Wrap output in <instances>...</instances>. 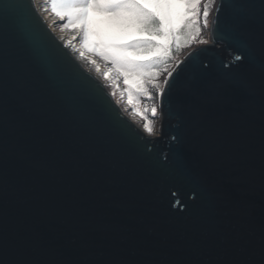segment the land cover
Instances as JSON below:
<instances>
[{
    "label": "water",
    "instance_id": "1",
    "mask_svg": "<svg viewBox=\"0 0 264 264\" xmlns=\"http://www.w3.org/2000/svg\"><path fill=\"white\" fill-rule=\"evenodd\" d=\"M222 4L152 136L0 0V264H264V0Z\"/></svg>",
    "mask_w": 264,
    "mask_h": 264
},
{
    "label": "snow or ice",
    "instance_id": "2",
    "mask_svg": "<svg viewBox=\"0 0 264 264\" xmlns=\"http://www.w3.org/2000/svg\"><path fill=\"white\" fill-rule=\"evenodd\" d=\"M51 6L57 16L67 18L65 27L79 31L83 49L111 61L112 70L128 86L130 104L134 98L138 102L140 96L151 98L150 88L159 93L166 91L155 82L156 65L168 57L172 41H179L183 28L195 27V34L199 36L201 11L204 28L208 27L210 11L208 0L203 3L202 0H51ZM213 6L220 9L222 0L221 5ZM13 7L21 9L23 15V5ZM234 59L239 61L243 56L237 55ZM104 75L107 78L109 72ZM172 75L168 72L169 77ZM165 83L169 81L166 79ZM134 111L144 115L147 109ZM151 114L157 115L155 106ZM143 126L149 133L153 131L149 122Z\"/></svg>",
    "mask_w": 264,
    "mask_h": 264
},
{
    "label": "rangeland",
    "instance_id": "3",
    "mask_svg": "<svg viewBox=\"0 0 264 264\" xmlns=\"http://www.w3.org/2000/svg\"><path fill=\"white\" fill-rule=\"evenodd\" d=\"M215 1L216 0H208L209 2V8H210V11H209V16H208V27L207 28H204L202 25H203V16H202V11H201V16H200V20H199V23L201 25V30H200V34L199 36H193L195 37V39H191L192 42L189 43L187 46L183 47L181 49V51L174 57V63L173 65L169 66V67H166L161 73L160 75L156 78L155 82L159 83L162 87L163 85V80L165 79V77L168 75V72L172 69V67L175 65V63L181 59L183 57L184 54H186L190 49L198 46V45H201L202 43H199L198 41L200 40H204V41H207V43L209 42V25H210V19H211V15H212V10L214 8L213 4H215ZM202 3H203V0H202ZM38 5L42 8H45L47 9L52 16H54L56 19L60 18L59 16L56 15L55 12L52 11L51 7H50V4H49V1L48 0H38ZM64 21V20H63ZM63 21L62 23L60 24L61 27L67 29L66 27L63 26ZM79 34V31L77 32ZM192 37V38H193ZM78 43L79 45L81 46L80 44V34H79V37H78ZM69 45V42L66 43ZM205 44V43H203ZM82 48V47H81ZM83 49V48H82ZM84 52H86L87 54H89L90 56H95V57H98L99 60L103 63V65H106L107 68H109V65H112L111 61L110 60H105L103 57L101 56H98L92 52H89L88 50L86 49H83ZM109 62V63H108ZM85 66L92 72L94 73L95 75L98 76V78L102 81H104L105 85L108 87V89H110V92L112 93V97L114 98V100L120 104L123 105L124 103V89H122V86H123V77L122 76H118V74L114 71V73L117 74V81L115 82V77L113 76V73H111L108 69H105V68H102L99 64H96V63H86L85 62ZM105 72H109V76L106 78L104 73ZM122 81V83H121ZM122 85H121V84ZM124 87V86H123ZM157 90V89H156ZM158 91V90H157ZM159 92V91H158ZM129 99V97H127ZM146 97L145 96H140L138 98V102L136 101V98H134L133 100V103H131L130 105H127L125 106L126 108V114H130L132 116V119L134 121H137L136 119H142L140 122L142 125H144L145 122H149L150 123V126L152 127L153 132H156L157 135L159 134L158 133V129H159V117H156V116H146L147 117V121L145 120V114L144 115H140L138 114L136 111H134V109H140V110H144V107H147L146 106ZM157 109V112H158V106L155 104L154 105ZM137 115V116H136ZM144 120V121H143ZM139 122V123H140Z\"/></svg>",
    "mask_w": 264,
    "mask_h": 264
},
{
    "label": "bare ground",
    "instance_id": "4",
    "mask_svg": "<svg viewBox=\"0 0 264 264\" xmlns=\"http://www.w3.org/2000/svg\"><path fill=\"white\" fill-rule=\"evenodd\" d=\"M35 8L37 9L38 14L43 18V20L45 21L46 25L48 26V28L54 33V35L60 40L62 41V43H64L66 46H68L70 52L72 53V55L77 59V61L88 71H90L86 66H85V62L86 63H96L99 64L102 68L108 69L109 71L112 70L110 68H107L106 65H103V63L99 60L98 57L95 56H90L89 54H87L86 52H84V50L81 48V46L78 43V37L79 34L77 33V29H65L63 27L60 26V24L57 22V19L51 15V13L45 9L42 8L38 5V0H33ZM216 3V1H215ZM69 42V45L66 44ZM81 52H83L84 54L81 55ZM91 72V71H90ZM111 73H113V76L115 77V82L117 81V74L114 73V71H110ZM92 73V72H91ZM94 74V73H93ZM95 75V74H94ZM97 76V75H96ZM98 77V76H97ZM102 81V80H101ZM104 86L107 88V90L110 92V89H108V87L105 85L104 81H102ZM110 94L112 95V93L110 92ZM118 103V102H117ZM118 105L120 106V108L122 109L123 112H125L126 114V107L123 105H120V103H118ZM133 122H135L137 125H139L142 130H144L146 133L152 135V136H157L156 132L153 133H149L144 126L139 123L138 121H134L132 119V116H130V114H126ZM140 120V119H139ZM141 121V120H140Z\"/></svg>",
    "mask_w": 264,
    "mask_h": 264
},
{
    "label": "trees",
    "instance_id": "5",
    "mask_svg": "<svg viewBox=\"0 0 264 264\" xmlns=\"http://www.w3.org/2000/svg\"><path fill=\"white\" fill-rule=\"evenodd\" d=\"M48 1H49V4H50V7L52 9L51 0H48ZM63 20H64L63 21V26H64L67 23V18H64ZM66 28H68V27H66ZM69 29H73V28H69ZM179 35H180L179 41H176L175 39L172 41L171 46H170V50H169L168 57L166 59L161 60L156 65V68L154 69V71H157L158 72L157 77L160 75V73L166 67H169V66L173 65V63H174V57L181 51V49L183 47L187 46L189 44V40L192 39V37L196 35L195 34V27H192L191 29H189L187 27L186 28H183L181 30V32H180ZM123 86H124V91H125V93H126V95L128 97V92L126 91V89H127L128 86L124 83V79H123Z\"/></svg>",
    "mask_w": 264,
    "mask_h": 264
},
{
    "label": "built area",
    "instance_id": "6",
    "mask_svg": "<svg viewBox=\"0 0 264 264\" xmlns=\"http://www.w3.org/2000/svg\"><path fill=\"white\" fill-rule=\"evenodd\" d=\"M150 90L152 91V93H153V96L151 97V98H148V97H146V106L147 107H144V109L146 108L147 109V112L145 113V115L146 116H151L152 114H151V109H152V107L156 104L157 106H158V98H159V92L155 89V88H150ZM120 105H122V104H120ZM127 105H129L127 102H125V100H124V103H123V106H127ZM131 116V115H130ZM137 116V115H136ZM138 122H140V120L139 119H136ZM142 120V119H141ZM159 121V120H158ZM142 122V121H141ZM140 122V123H141Z\"/></svg>",
    "mask_w": 264,
    "mask_h": 264
}]
</instances>
